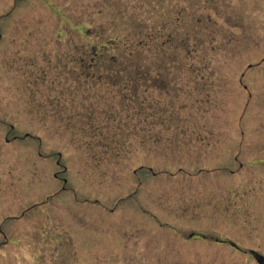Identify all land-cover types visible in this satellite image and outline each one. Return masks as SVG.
<instances>
[{
	"label": "rangeland",
	"instance_id": "1",
	"mask_svg": "<svg viewBox=\"0 0 264 264\" xmlns=\"http://www.w3.org/2000/svg\"><path fill=\"white\" fill-rule=\"evenodd\" d=\"M249 250L264 0H0V264H258Z\"/></svg>",
	"mask_w": 264,
	"mask_h": 264
},
{
	"label": "flooded vegetation",
	"instance_id": "2",
	"mask_svg": "<svg viewBox=\"0 0 264 264\" xmlns=\"http://www.w3.org/2000/svg\"><path fill=\"white\" fill-rule=\"evenodd\" d=\"M218 243L221 245H230L236 251L242 252L238 245L233 246L234 243L232 241L219 240ZM247 254L250 255L255 261H257L258 264H264V257L259 253H257L256 251L249 250Z\"/></svg>",
	"mask_w": 264,
	"mask_h": 264
},
{
	"label": "trees",
	"instance_id": "3",
	"mask_svg": "<svg viewBox=\"0 0 264 264\" xmlns=\"http://www.w3.org/2000/svg\"><path fill=\"white\" fill-rule=\"evenodd\" d=\"M117 61H118L117 59H114V60H113L114 63L117 62Z\"/></svg>",
	"mask_w": 264,
	"mask_h": 264
}]
</instances>
